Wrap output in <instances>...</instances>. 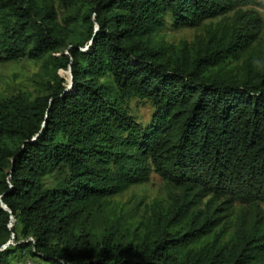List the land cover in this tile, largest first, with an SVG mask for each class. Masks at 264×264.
Returning <instances> with one entry per match:
<instances>
[{
	"label": "trees",
	"instance_id": "trees-1",
	"mask_svg": "<svg viewBox=\"0 0 264 264\" xmlns=\"http://www.w3.org/2000/svg\"><path fill=\"white\" fill-rule=\"evenodd\" d=\"M242 1L0 0V62L44 61L54 81L0 97V264H264V34L234 19L188 50L152 39L165 15L193 26ZM131 97L147 122L120 107ZM149 169L177 190L168 205L132 238L116 219L91 232V211Z\"/></svg>",
	"mask_w": 264,
	"mask_h": 264
},
{
	"label": "rangeland",
	"instance_id": "rangeland-1",
	"mask_svg": "<svg viewBox=\"0 0 264 264\" xmlns=\"http://www.w3.org/2000/svg\"><path fill=\"white\" fill-rule=\"evenodd\" d=\"M242 2L225 14L205 19L193 26L174 25L171 19L165 15L163 25L152 34V39L165 47L175 49L184 46L188 50L196 42H200L209 28L217 23L230 24L234 19L244 23L246 30L257 29L255 34H264V0H244ZM86 49L87 47H83L81 50L85 51ZM43 62L23 58L18 61L0 62V97L21 95L28 101H32L46 96L54 87V81L47 78V75L40 70ZM239 62L240 60H228L226 63L228 68H232ZM57 74L63 79L65 88L68 90L71 84L70 68L65 71L60 70ZM101 80L99 79V81ZM119 103L131 120L142 124L148 121L152 113V107L146 99L131 97L125 98ZM43 182L50 185L51 177H43ZM176 191L173 186L161 180L152 169H149L143 182L130 185L119 194L104 199V203L96 211L92 210L91 215L86 218V226L90 227L91 232L96 233L100 230L105 219L111 221L116 219L122 224V228L126 229L124 234L128 238H132V233L141 234L143 228L150 222L154 206L165 208L168 205V193H176ZM205 200L206 198L202 200L198 208L202 207ZM239 207L238 204L232 206L233 214ZM260 208L264 210L263 205H260ZM13 226H15L16 236H10L6 242L8 246H12L14 240L21 239L19 226L12 222L11 227ZM228 231L222 240H226L231 233V226ZM26 240L32 242L31 238ZM9 264L42 263L25 252V255L9 261Z\"/></svg>",
	"mask_w": 264,
	"mask_h": 264
}]
</instances>
